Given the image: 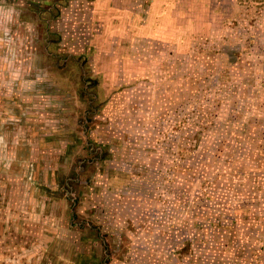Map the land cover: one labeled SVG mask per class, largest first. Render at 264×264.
<instances>
[{
    "label": "rangeland",
    "instance_id": "374dc122",
    "mask_svg": "<svg viewBox=\"0 0 264 264\" xmlns=\"http://www.w3.org/2000/svg\"><path fill=\"white\" fill-rule=\"evenodd\" d=\"M111 1L0 0V264H264V0Z\"/></svg>",
    "mask_w": 264,
    "mask_h": 264
},
{
    "label": "crops",
    "instance_id": "0c3cea01",
    "mask_svg": "<svg viewBox=\"0 0 264 264\" xmlns=\"http://www.w3.org/2000/svg\"><path fill=\"white\" fill-rule=\"evenodd\" d=\"M130 0H123L126 5ZM112 2V8H118L116 3ZM179 0H147L145 5L146 15L140 20L141 33L145 34V37L157 38L159 35H175L178 31L179 24L177 15L179 14ZM144 8V6H143ZM129 10V6L125 7ZM130 13L134 14L135 11L130 9ZM117 41L113 38H107L103 41L99 47L96 49L95 58L98 59H109L108 63L115 64L109 65L108 75L110 80V85H113L112 80L116 76L113 74L116 65V55L123 52L122 46L116 43Z\"/></svg>",
    "mask_w": 264,
    "mask_h": 264
},
{
    "label": "clouds",
    "instance_id": "9594fccd",
    "mask_svg": "<svg viewBox=\"0 0 264 264\" xmlns=\"http://www.w3.org/2000/svg\"><path fill=\"white\" fill-rule=\"evenodd\" d=\"M15 17V9L12 7L3 8L0 7V48H3L7 53V59L5 63L12 64L15 66V58H14V47L12 45V35L10 28L7 26L11 25L14 22ZM7 28V30H5ZM8 71V75L6 77V81L8 83L18 85L20 90H25V81L22 79V74L19 70L9 71L8 68L5 69ZM37 80L40 79L39 76L36 77ZM3 83H0V86H3Z\"/></svg>",
    "mask_w": 264,
    "mask_h": 264
}]
</instances>
